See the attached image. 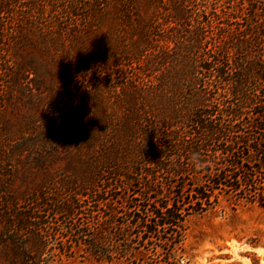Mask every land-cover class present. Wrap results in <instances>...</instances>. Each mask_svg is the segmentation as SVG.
<instances>
[{"label":"trees","instance_id":"trees-1","mask_svg":"<svg viewBox=\"0 0 264 264\" xmlns=\"http://www.w3.org/2000/svg\"><path fill=\"white\" fill-rule=\"evenodd\" d=\"M73 47L79 70L107 74L98 91L116 78L126 113L111 138L84 131L92 177L75 176L70 192L98 207L92 227L69 233L71 245L100 264H181L188 216L224 196L264 202V0H0V96L18 57L56 62ZM2 193L7 231L31 230L38 217L6 212L16 201ZM32 200L53 214L49 198ZM77 204L63 212L77 215Z\"/></svg>","mask_w":264,"mask_h":264},{"label":"rangeland","instance_id":"rangeland-1","mask_svg":"<svg viewBox=\"0 0 264 264\" xmlns=\"http://www.w3.org/2000/svg\"><path fill=\"white\" fill-rule=\"evenodd\" d=\"M67 43L75 45L76 41ZM54 59L35 51L18 57L16 80L0 96V191L6 200L16 201L2 207L6 212H30L38 217L31 230L22 234L7 231L8 222L0 217V264H100L88 257L83 244L70 243L71 231L93 226L89 210L98 205L94 199L70 192L69 184L75 176H81V181L92 177L84 167L87 155L81 150L84 131L93 128L111 138L126 112L117 105L115 77L103 94L98 91L99 81L105 82L107 74L97 72L93 65L79 70L74 47L69 55L58 53ZM94 95L99 102L93 105ZM95 116L107 124L92 125ZM37 196L50 199L53 214L48 207L37 208L39 201L32 200ZM71 201L79 209L73 217L63 212ZM185 227L186 241L176 254L183 257L181 264H253L254 260L264 264L262 201L221 197L214 208L188 216ZM77 237L81 241L82 236Z\"/></svg>","mask_w":264,"mask_h":264}]
</instances>
